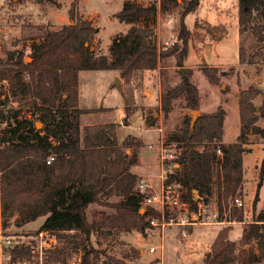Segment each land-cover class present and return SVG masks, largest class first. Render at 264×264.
Segmentation results:
<instances>
[{
  "label": "trees",
  "instance_id": "1",
  "mask_svg": "<svg viewBox=\"0 0 264 264\" xmlns=\"http://www.w3.org/2000/svg\"><path fill=\"white\" fill-rule=\"evenodd\" d=\"M200 2L160 0L159 5H143L125 0L115 16L130 26L114 36L110 55H106L90 49L98 28L79 14L73 1L69 24L47 31L40 41L32 42L29 51L14 48L0 57L1 225L6 227L13 221L21 227L43 216L38 232L54 234L58 243L45 250L42 264H67L73 256H78L81 264H129L107 249L96 248L92 236L107 237L113 232L132 230L146 233L152 226L150 218H161L159 210L144 206L146 192L139 187L142 178L133 171L140 162V142L120 144L117 122L81 125L82 114L102 108L79 107V74L83 70L111 69L132 82L139 73L155 70L160 60L168 56L183 66L191 35L185 17L196 12ZM179 7L182 12L177 39L182 41V47L174 44L161 50L150 24L159 12L171 13ZM238 19L243 31L250 28L256 40L264 42V0H239ZM246 53L242 46L241 64L246 62ZM201 68L211 82L219 81L216 67L205 64ZM129 93L124 106L125 125L132 113L130 101L134 102L133 90L129 89ZM181 96L191 110L199 109V91L190 70L182 74L180 84L162 92L161 108L165 114ZM259 96L262 99L257 105L255 99ZM238 103L240 132L235 141L223 142L226 111L222 107L199 116L193 129L191 117L185 118L166 140L167 144L175 142L179 154L172 170L167 171L165 183H180L182 196L192 209L197 208L198 201L210 203L215 197L219 221L245 220L243 205L238 206L232 199L243 193V158L249 135L259 134L264 139V127L257 124L264 118V90L255 85L241 89ZM39 117L43 129L36 126L35 119ZM156 120L146 117L145 123L152 127ZM50 156L54 159L48 163ZM260 177L259 187L264 179V161ZM113 197L118 199L111 200ZM258 198L257 194L256 201ZM92 204L111 211L91 209ZM230 229L225 226L218 232L204 264L264 262V211L245 223L238 241L229 239ZM9 252L7 264L40 262L33 259L38 253L30 245L15 246Z\"/></svg>",
  "mask_w": 264,
  "mask_h": 264
},
{
  "label": "rangeland",
  "instance_id": "2",
  "mask_svg": "<svg viewBox=\"0 0 264 264\" xmlns=\"http://www.w3.org/2000/svg\"><path fill=\"white\" fill-rule=\"evenodd\" d=\"M73 1L77 3L79 14L83 18L86 16L92 18L94 26L98 28L90 49L96 54L110 55L109 47L114 36L126 32L130 26L115 16L125 0H56L55 3L47 0H0V57L4 56L7 50L14 48L29 51L32 42L40 41L47 31L57 30L64 24H69L71 22L69 9ZM143 2H155L159 5L160 0ZM238 11L239 0H201L197 11L185 17L191 35L188 58L183 66L177 65L175 57L168 56L160 60L155 70L139 73L132 82H127L119 71L111 69L83 70L79 74V107L102 108L100 111L82 114L81 125L119 123L120 144L128 141L134 144L140 142V162L133 167V171L139 174L142 180H150L155 190L161 189L160 174L164 173L159 148L161 141H166L172 132L178 130L185 118L190 116L192 120L191 109L182 96L172 102L171 110L165 114L161 108V94L165 88L180 84L182 74L190 70L191 80L199 91L198 110L201 114L198 117L203 113L214 112L219 107L224 108L226 120L224 118L223 139L227 143L235 141L240 132L238 103L240 90L250 85L264 90V42L257 41L250 28L245 31L241 29ZM181 12V7L171 13L159 12L156 19L152 20L150 26L154 27L155 40L161 50H168L174 44L182 47V41L177 39ZM242 46L247 52L244 64L240 62ZM26 60L30 61L28 58ZM205 64L218 69L220 78L217 83L211 82L203 73L201 67ZM117 78L120 79V85ZM129 89L133 90L134 102L130 101L132 113L128 125H125L124 106L125 98L130 96ZM1 98L0 92V100ZM261 99V96L257 97L255 103L259 105ZM15 106H18L17 103ZM122 111L124 114L120 116ZM22 115H26L25 111ZM28 116L31 117V114ZM146 117L157 119L156 124L152 127L147 126ZM35 121L42 123L38 129L44 128L40 117ZM257 124L264 127V118H260ZM150 144L154 146L153 149L149 147ZM131 148L128 147L127 151L130 152ZM247 148L248 151L243 158V193L238 195L243 202L245 213L243 222L214 221L185 227L173 224L165 228L151 226L146 233L132 230L113 232L107 237L100 238L93 235V245L96 248L107 249L110 254L122 258L129 264H204L206 254L210 252L215 237L223 227L230 226L229 239L238 241L245 223L252 221L257 214L264 211V179L259 187L260 168L264 161V139L259 134L251 133ZM200 149L204 147L201 146ZM174 162L175 160L167 162V171L172 170ZM155 190L150 189L149 192H156ZM257 194L259 198L256 201ZM197 196L196 192L195 197ZM209 206L211 210L217 208L215 197L211 199ZM90 208L111 211L110 208L97 204H92ZM89 216L91 218V214ZM43 221L42 216L21 227L15 226L13 221L3 227L0 217V238L10 236L15 242L14 246L24 244L36 247L40 238L54 239L55 243L52 244L57 245L55 235L44 233L42 237L40 236L38 228ZM190 226L192 231H189ZM151 247H155V251H151ZM4 252L7 253L6 250ZM124 254L127 257H124ZM3 260V264H7L9 259Z\"/></svg>",
  "mask_w": 264,
  "mask_h": 264
},
{
  "label": "built area",
  "instance_id": "3",
  "mask_svg": "<svg viewBox=\"0 0 264 264\" xmlns=\"http://www.w3.org/2000/svg\"><path fill=\"white\" fill-rule=\"evenodd\" d=\"M171 144V143H170ZM167 144L165 140L161 141L159 146L160 148V157H161V165L164 173L160 174L162 178L161 189L159 192L150 193L149 190L153 189V185L149 180H141L139 183V187L141 191L146 192V196L144 198L143 203L145 205L156 207L157 210L161 212V218L151 217L150 223L152 226H162L165 228L166 226H170L173 224L182 225L183 227L194 225L196 223H206V222H224L219 221V212L218 208H214V210L210 208L209 203H205L204 201L197 202V208L192 209V205L189 201L185 200L182 196V186L180 183H169L166 184L165 180L167 178V162H172L178 157L179 151L177 150L175 142L171 145ZM174 146V147H173ZM150 148H154L152 144L149 145ZM218 153H221V150L218 149ZM54 159V156H50L47 160L50 163ZM165 169V170H164ZM232 201L238 206L243 205V202L240 197L235 196ZM178 212L180 214H178ZM211 218H214L212 221ZM210 219V220H209ZM48 234L49 232L40 231V236ZM51 234V233H50ZM185 236L187 233H184ZM54 236V234H51ZM17 243V242H16ZM54 239L46 240L44 238H40V242L38 246H31L34 253H38L33 256V259L38 258V260L43 263L44 252L46 249L54 246ZM15 242L12 240L10 236H1L0 238V264H3V259H10L11 253L9 252V248H14ZM5 247V248H4ZM6 250V254L5 251ZM151 251H155V247H151ZM22 264V263H21ZM67 264H81L80 258L77 256H73L72 259L69 260Z\"/></svg>",
  "mask_w": 264,
  "mask_h": 264
},
{
  "label": "water",
  "instance_id": "4",
  "mask_svg": "<svg viewBox=\"0 0 264 264\" xmlns=\"http://www.w3.org/2000/svg\"><path fill=\"white\" fill-rule=\"evenodd\" d=\"M14 1H16V0H14ZM117 82L120 85V79L119 78H117ZM200 114H201L200 110H191V115H192V120H191V123H190L191 129L194 128L195 123H196L197 118H198V115H200ZM41 124H42L41 122H37L36 123L37 128H39V126ZM143 211H144V209H141V212H143ZM209 255H210V252H209Z\"/></svg>",
  "mask_w": 264,
  "mask_h": 264
},
{
  "label": "crops",
  "instance_id": "5",
  "mask_svg": "<svg viewBox=\"0 0 264 264\" xmlns=\"http://www.w3.org/2000/svg\"><path fill=\"white\" fill-rule=\"evenodd\" d=\"M137 2H139V3H142L143 5H148V4H150V2H148V3H144L143 2V0H136ZM84 19H91L92 20V18H90V17H88V16H86V17H84ZM128 30V29H127ZM79 97H80V95H79ZM80 100V99H79ZM123 114H124V112L122 111L121 113H120V116H123ZM225 120H226V116H225ZM224 120V121H225ZM105 123V122H104ZM224 133H225V122H224ZM238 134H239V132H238ZM224 136V135H223ZM223 141H224V139H223ZM225 142V141H224ZM225 143H227V142H225ZM150 181V180H149ZM152 184V183H151ZM153 185V184H152ZM153 189L155 190V186L153 185ZM156 192H159L158 190H155Z\"/></svg>",
  "mask_w": 264,
  "mask_h": 264
}]
</instances>
